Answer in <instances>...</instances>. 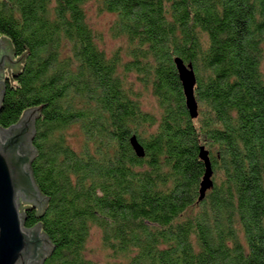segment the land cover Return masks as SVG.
<instances>
[{"label":"trees","instance_id":"16d2710c","mask_svg":"<svg viewBox=\"0 0 264 264\" xmlns=\"http://www.w3.org/2000/svg\"><path fill=\"white\" fill-rule=\"evenodd\" d=\"M88 1L0 0L16 60L0 126L42 106L31 168L48 201L26 226L55 244L44 264H91L94 226L126 264H264V0H96L116 14L126 60L100 46ZM176 56L196 72V118ZM201 146L213 168L203 199Z\"/></svg>","mask_w":264,"mask_h":264},{"label":"water","instance_id":"95a60500","mask_svg":"<svg viewBox=\"0 0 264 264\" xmlns=\"http://www.w3.org/2000/svg\"><path fill=\"white\" fill-rule=\"evenodd\" d=\"M15 63L7 39L0 36V106L6 90L7 67ZM174 63L182 82L187 109L191 117L196 118L199 104L195 94L197 76L194 66L181 56H176ZM41 110L42 106L29 108L17 123L9 127L0 126V264H44L55 249L41 223L26 226L27 210L36 207L40 214L48 201L31 168L37 153L33 139ZM130 140L136 154L145 156V147L137 135L133 134ZM200 157L206 166L200 188V198L203 199L213 185V168L205 146H201Z\"/></svg>","mask_w":264,"mask_h":264},{"label":"rangeland","instance_id":"374dc122","mask_svg":"<svg viewBox=\"0 0 264 264\" xmlns=\"http://www.w3.org/2000/svg\"><path fill=\"white\" fill-rule=\"evenodd\" d=\"M86 12L89 23L100 35V46L108 55H112L116 51H121L124 60H126L128 58L125 52L128 46L127 39L122 35H115L112 30L116 14L107 10H101L96 0H90L86 3ZM130 78L135 80V75L132 74ZM136 84L137 87L141 86L139 82H136ZM141 101L144 109L155 113L159 112L157 100L151 92L144 90L141 95ZM70 133L72 134V144L77 146L81 139L78 126H73ZM86 257L91 264H126V259L114 256L103 245L102 230L98 226H94L91 230L87 243Z\"/></svg>","mask_w":264,"mask_h":264}]
</instances>
